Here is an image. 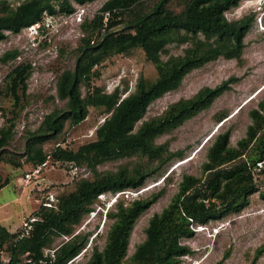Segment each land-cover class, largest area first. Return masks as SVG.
Segmentation results:
<instances>
[{
    "label": "trees",
    "instance_id": "obj_1",
    "mask_svg": "<svg viewBox=\"0 0 264 264\" xmlns=\"http://www.w3.org/2000/svg\"><path fill=\"white\" fill-rule=\"evenodd\" d=\"M45 1H24L14 10L7 1H0V42L6 38L5 31L18 34L38 21L43 12L53 14L54 6ZM54 1L60 12L69 14L74 11L68 0ZM72 1L84 5L96 0ZM143 1L107 0L100 9L102 13L109 14L107 27L101 28L102 16L88 25L84 24V29H98L97 36L100 37L96 43L91 38L82 39V51L74 69L59 76L56 93L59 100L65 101L66 111L47 115L41 125L43 131L29 135L23 165L29 164L33 168L43 164L63 166L68 174L85 165L92 178L77 180L75 192L61 197L55 208L39 206L31 214L36 220L29 238L20 239L19 231L10 233L0 225V249L9 255L8 264H27V259L36 263L42 249L51 246L54 237L72 235L74 226L82 217L94 212L92 206L99 196L142 187L151 172L136 170L130 174L121 169L116 173L99 174L95 167L105 161L134 155L150 161L161 160L168 151L166 145H157L155 140L207 110L239 81L237 77H229L213 88L203 87L193 97L170 105L162 115L143 121L135 131V125L144 117L148 106L176 90L188 73L218 58L239 59L244 49L243 39L254 21L253 15L238 21H228L224 16L242 0H189L179 14H173L166 8L168 0H160L150 12L135 15L125 30L110 31L120 24L121 12ZM171 44L187 47L183 55L170 56L163 61L161 55ZM134 49H141L146 60L155 67L157 78L154 82L147 85L140 80L135 91L125 97H121L117 87L111 93L93 88L85 97L81 96V86L89 87L90 80L98 76L93 71L95 66L109 57ZM18 55L16 50L6 52L0 57V64H6ZM30 65H19L10 74V90L16 101L17 88L24 85L29 70L33 69ZM90 107L102 108L109 114L96 129L94 141L76 151L65 144H57L48 153L44 152L42 145L55 138L65 122L73 126L80 124L87 118ZM3 115L5 117V113ZM249 116L251 124L236 147L230 146V129L215 136L202 164L207 179L201 187L196 177L182 175L177 194L160 214L149 220L144 241L128 260L125 257L135 222L157 201L161 191L145 199L115 200L111 205L113 208L105 213V218L110 221L105 246L101 252L93 249L83 264H180L182 257L192 253L181 244V240L193 235V226L205 225L247 207L249 197L259 191L255 177L264 187V98L257 103V108L249 112ZM5 119V125L0 129V154L12 131V125L6 126L9 119ZM176 155L169 154L168 159ZM229 163H232L229 168L216 169ZM7 184H1L0 189ZM259 197L264 200V190L259 192ZM87 242L88 234L73 235L56 251L54 264H64L73 259L84 250ZM263 252L264 245L256 251L253 261Z\"/></svg>",
    "mask_w": 264,
    "mask_h": 264
},
{
    "label": "rangeland",
    "instance_id": "obj_2",
    "mask_svg": "<svg viewBox=\"0 0 264 264\" xmlns=\"http://www.w3.org/2000/svg\"><path fill=\"white\" fill-rule=\"evenodd\" d=\"M3 1V0H0ZM11 9L28 0H4ZM42 2L45 0H41ZM72 7L76 5L68 0ZM107 0H96L87 3L89 13L80 26L69 24L62 28L60 35L52 39L48 47L37 49L32 46L25 29L19 34L5 31L6 38L0 42V57L16 50L25 57L0 64V108L9 119L6 126L12 125V131L6 144L1 148L0 185L8 182L0 190V205L11 201L4 208L11 213L7 223L8 232L13 230L20 220L38 210L39 200L47 191L56 194L57 199L65 198L75 192V184L80 178L91 179L89 168L78 169L67 173L66 168L48 164L38 180L40 190L36 191V183L24 185L22 178L31 170V165L24 164L26 160V144L30 134L39 133L44 118L52 112L66 111L65 101L57 97L56 84L59 76L65 71L74 69L76 59L82 51V39L91 38L95 43L98 29H84V24H90L97 17ZM160 0H145L129 10L123 11L112 32H121L132 21L135 15L150 12ZM46 2V1H45ZM57 7V2L48 0ZM189 0H168L166 8L173 14L182 12ZM264 0H242L236 8L227 11L224 16L228 21H238L253 15L252 27L243 39L244 49L239 59L226 60L218 58L201 68L188 73L180 86L161 98L152 102L144 117L135 125L136 131L143 121L162 115L172 104L180 99L193 97L203 87H215L229 77H237L239 81L232 85L231 90L216 99L205 111L186 121L179 128L164 134L155 140L157 145H166L168 153L161 160L150 161L141 156L105 161L95 167L99 174L116 173L125 169L133 174L136 170L151 172L134 199H145L161 191V196L136 220L129 239L125 259L128 260L136 247L145 239V230L149 220L160 214L178 192L182 175H191L200 180L201 187L207 173L202 170L206 161L207 148L218 133L230 129V146L236 147L237 142L244 137L246 128L251 124L249 112L257 108V103L264 98ZM1 8V7H0ZM3 15V13H1ZM187 45L171 44L165 47L161 59L165 61L170 56L183 55ZM33 48V49H32ZM35 48V49H34ZM33 63L35 67L29 70L24 85L16 90V101L10 90V74L19 65ZM32 67V65H30ZM97 77L90 80L89 87L81 86V96L85 97L93 88H100L105 93H111L116 87L125 97L135 91L136 84L141 80L147 85L157 78L155 67L146 60L141 49H134L122 55L107 58L93 68ZM3 113V114H4ZM109 116L102 108H88L87 118L73 126L68 121L64 123L61 132L52 140L44 143L42 149L48 153L57 144H65L76 151L80 146L95 140V131ZM170 157L169 154H176ZM178 153H181L178 155ZM232 163L224 164L216 169L229 168ZM165 178V180H163ZM259 190L249 197V205L237 213H228L216 221L205 225H195L190 238L182 239L181 244L191 250V254L181 258L180 264H264V252L256 256V251L264 245V200L259 192L264 190L260 179L255 177ZM52 184V185H51ZM21 196V198H20ZM18 197L20 200H18ZM115 200H132L120 195L106 193L98 197L92 208L94 212L82 217L80 223L74 226L73 235L88 234V242L84 254L78 264L88 261L93 249L101 252L105 246L106 233L110 221L105 218L107 210ZM19 229V228H18ZM17 231V230H16ZM97 235V236H96ZM67 238L71 237L66 236ZM64 242V239L54 237L51 245Z\"/></svg>",
    "mask_w": 264,
    "mask_h": 264
},
{
    "label": "built area",
    "instance_id": "obj_3",
    "mask_svg": "<svg viewBox=\"0 0 264 264\" xmlns=\"http://www.w3.org/2000/svg\"><path fill=\"white\" fill-rule=\"evenodd\" d=\"M89 12L90 11L88 9L87 4H84V5L76 4L74 6V11H72L69 14L60 12L58 8H55V12L53 14H50L48 12H43L38 21L25 27L24 29L26 30V33L30 39V43L32 46H36L37 49L42 48V47H48L51 44L52 39L60 35L62 28H66L69 24H76L78 26L82 25L86 17H88ZM108 18H109L108 13L102 14L101 28L107 27ZM91 43L93 44L94 41H91ZM23 55L25 54L19 52L17 59L25 57ZM31 65H32V68L35 67L33 63ZM5 121L6 119L3 115V112L0 109V129L5 125ZM46 166H47L46 164H43L42 166L37 167V168L31 167V170L26 172L22 178L23 186L30 185L32 183H36L35 187H37V185H40L38 180L40 179V175H42L44 170H46L45 169ZM38 190H40V187L36 188V191ZM137 194L138 192H132V191L127 190V191H123V192L115 194L114 198L116 199L120 195H124L125 198H128V197L134 198L137 196ZM99 197H102V196H99ZM39 201L40 203L38 207L42 206L43 208H46V209H52L56 207L59 200L57 199L56 194H53L52 192L47 191L46 194ZM35 220H36L35 217L32 216L31 214L22 220L19 229H17V231H19L20 239L29 238L31 236L32 225L35 222ZM72 236L73 234L71 235V237ZM61 237L64 239V242L68 241L71 238V237L67 238L66 236H63V235ZM64 242L43 248L41 251V257L38 259L36 263L34 262L32 263L30 259H27L26 263L27 264H54L55 253ZM83 254L84 252L82 250L77 256H75L73 259L67 261L64 264H78ZM8 262H9V255L3 249H0V264H8Z\"/></svg>",
    "mask_w": 264,
    "mask_h": 264
},
{
    "label": "crops",
    "instance_id": "obj_4",
    "mask_svg": "<svg viewBox=\"0 0 264 264\" xmlns=\"http://www.w3.org/2000/svg\"><path fill=\"white\" fill-rule=\"evenodd\" d=\"M20 198H21V196H20ZM20 198L18 197V200H20ZM10 204H12L11 201L5 202V203L0 205V225L2 227H5V228H7L6 222L10 221L12 215H11V213H8L7 211H5L4 208H7V206H9ZM22 220H23V218L20 220L19 224H17L15 226V228L13 229L14 231H16L20 227Z\"/></svg>",
    "mask_w": 264,
    "mask_h": 264
},
{
    "label": "clouds",
    "instance_id": "obj_5",
    "mask_svg": "<svg viewBox=\"0 0 264 264\" xmlns=\"http://www.w3.org/2000/svg\"><path fill=\"white\" fill-rule=\"evenodd\" d=\"M263 6H264V3H263Z\"/></svg>",
    "mask_w": 264,
    "mask_h": 264
}]
</instances>
